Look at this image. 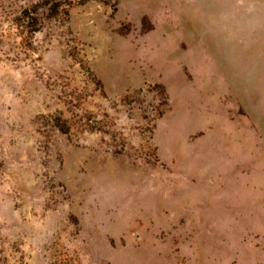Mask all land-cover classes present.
<instances>
[{"label": "rangeland", "instance_id": "374dc122", "mask_svg": "<svg viewBox=\"0 0 264 264\" xmlns=\"http://www.w3.org/2000/svg\"><path fill=\"white\" fill-rule=\"evenodd\" d=\"M0 264H264V0H0Z\"/></svg>", "mask_w": 264, "mask_h": 264}, {"label": "trees", "instance_id": "16d2710c", "mask_svg": "<svg viewBox=\"0 0 264 264\" xmlns=\"http://www.w3.org/2000/svg\"><path fill=\"white\" fill-rule=\"evenodd\" d=\"M98 2L106 5V6H114L119 0H97ZM49 9H52L53 12H57V7L56 6H50ZM34 24H36V20L35 22L33 21Z\"/></svg>", "mask_w": 264, "mask_h": 264}]
</instances>
